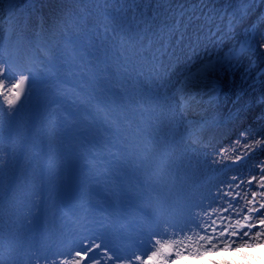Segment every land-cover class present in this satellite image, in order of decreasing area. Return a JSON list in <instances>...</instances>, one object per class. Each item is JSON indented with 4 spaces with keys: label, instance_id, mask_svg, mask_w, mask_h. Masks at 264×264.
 <instances>
[{
    "label": "rangeland",
    "instance_id": "1",
    "mask_svg": "<svg viewBox=\"0 0 264 264\" xmlns=\"http://www.w3.org/2000/svg\"><path fill=\"white\" fill-rule=\"evenodd\" d=\"M238 6L239 0H12L2 6L0 50L22 53L23 66L37 77L18 112L0 109V264H52L54 253L66 254L85 239L132 257L150 248V236L167 223L181 226L190 203L206 206L231 186L242 206L252 191H264L258 182L264 150L232 170L216 163L224 153L223 164L231 165L236 148L251 143L241 132L264 138V103L258 99L243 120L224 129L216 121L230 122V112L227 102L219 109L216 84L225 72L211 74L218 81L185 83L218 43L233 46L249 32L255 54L241 60L264 61V3L256 0L229 30ZM233 175L242 177L239 188L228 184ZM256 200L264 203L259 194ZM258 218L264 217L248 223ZM236 219L245 223L243 215L226 223ZM262 230L211 251L198 237H178L183 243L169 264H264V235L255 237Z\"/></svg>",
    "mask_w": 264,
    "mask_h": 264
},
{
    "label": "snow or ice",
    "instance_id": "2",
    "mask_svg": "<svg viewBox=\"0 0 264 264\" xmlns=\"http://www.w3.org/2000/svg\"><path fill=\"white\" fill-rule=\"evenodd\" d=\"M12 0H0V11L5 3H11ZM235 2V0H234ZM256 0H239V6L232 13L234 19H230L228 29L234 28L238 20L242 21L255 5ZM264 3V0H260ZM261 23H264V16L260 17ZM230 31L224 32V35H230ZM3 38V37H2ZM252 32L247 33L243 39L234 44L227 52L218 53L213 59L208 58V63L202 62L201 69L193 77L189 74L185 78V83L191 84L194 81L206 79L209 75L217 71H223L225 69H231L236 66L241 58L247 56L251 57L255 54V48L253 44ZM261 53H264V43L259 45ZM22 53H13L5 55L0 50V109L6 106L8 109V115L12 116L29 98V92L32 82L37 77L31 69H26L21 62ZM254 66V65H253ZM264 75V73H261ZM261 102L264 103V97H261ZM246 111V106L241 105L234 113L229 114V120L232 122L241 119L242 114ZM261 119H264V113L261 114ZM219 123V122H216ZM250 130H245L240 133L241 137L250 139L251 143H243L242 150L237 147L236 151L240 154L235 155V159L231 165L223 164V160L227 159V156L222 153V159H218L216 163L222 164L221 171L227 169L232 170L241 166L249 157V153H253L254 150H264V138L255 139L250 136ZM241 140L238 138L236 145L239 146ZM227 149H225V153ZM239 162V164L237 163ZM256 180L255 176L247 181L249 187H251L253 181ZM239 181V182H238ZM243 182L242 177L233 175L232 180L228 182L229 185L236 183V187L239 188ZM259 185L261 189H264V170H262L259 177ZM264 198V191L251 192V199L245 197L246 203L240 205L238 197L240 193L235 191L231 186L227 188H221L217 191L215 196H212L208 200L205 206L203 202L200 204L190 203L187 206V212L182 217L183 224L178 226L177 223H167L166 227L161 232L153 233L148 243L150 248L144 249L141 254L134 255L132 257L125 256L118 249L109 247L103 240L91 243L85 239L82 243H76V248L70 250L68 253L53 254L52 264H169V260L174 254V249L179 253V245L183 241L178 237L183 236L185 240L191 241L194 237H198L196 243L200 247L209 245V251L217 248L218 243H222L225 248L229 246V241L235 243L232 240L233 237L244 240L250 236V231L258 226L264 228V218H258V224L248 223L257 217H264V203L256 200L257 195ZM258 203L259 207L254 206ZM215 205V206H213ZM192 208H198L199 211L193 213ZM206 208H211L212 212L209 214ZM212 215H215L216 219H212ZM243 215L242 223L239 219L234 222H228L232 216ZM220 221L219 227L217 221ZM237 227L245 228L246 230L237 232ZM171 229V232H169ZM231 229V231H230ZM191 232L192 235H188ZM203 233V234H201ZM227 233V236L225 235ZM264 235V230L256 231L255 237L259 239ZM203 241V244H200ZM245 243H247L245 241ZM30 246L35 249L34 240L31 241ZM186 248H191L190 244L183 245ZM259 246V245H257ZM59 256L57 259L56 256ZM45 260L47 256L43 257ZM107 258V259H105Z\"/></svg>",
    "mask_w": 264,
    "mask_h": 264
},
{
    "label": "bare ground",
    "instance_id": "3",
    "mask_svg": "<svg viewBox=\"0 0 264 264\" xmlns=\"http://www.w3.org/2000/svg\"><path fill=\"white\" fill-rule=\"evenodd\" d=\"M232 42L229 40L221 41L215 47L213 59L218 53L227 52L229 47L232 46ZM254 65V66H253ZM225 73L222 75V84L217 83L216 86L219 88L218 98L220 99L219 109L222 107V102H227L225 113H234L241 105L246 106V111L255 105V102L264 96L261 92L264 91V61L259 63L257 58H254L253 63L246 65L242 60L232 67L231 69L223 70ZM214 73H218L214 72ZM211 80L217 81L219 78L208 76ZM221 79V78H220ZM220 85V86H219ZM256 94V96H255ZM244 112L241 116V120L244 119L249 113ZM218 126L224 129H229L233 124L232 121L222 122L216 121ZM232 122V123H231ZM235 123V122H234Z\"/></svg>",
    "mask_w": 264,
    "mask_h": 264
}]
</instances>
